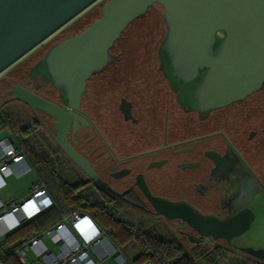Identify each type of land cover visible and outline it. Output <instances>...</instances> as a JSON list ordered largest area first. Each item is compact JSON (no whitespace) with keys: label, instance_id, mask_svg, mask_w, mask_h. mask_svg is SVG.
<instances>
[{"label":"flooded vegetation","instance_id":"flooded-vegetation-1","mask_svg":"<svg viewBox=\"0 0 264 264\" xmlns=\"http://www.w3.org/2000/svg\"><path fill=\"white\" fill-rule=\"evenodd\" d=\"M60 34L53 33L0 75V115L19 108L32 151L37 153L35 143L43 141V171L58 191L78 186L128 227L133 240L165 241L174 255L187 258L196 252L206 257L222 249L216 244L207 249L209 242L226 241L158 211L186 205L200 219L221 223L246 209L253 215L250 227L257 199L264 204V83L239 101L199 113L178 102L153 52L143 53L146 57L112 54L113 61L86 80L77 112L84 122L66 129L67 143L86 160L90 177L56 144L57 130L65 129L60 121L53 125L52 117L10 99V90L23 86L62 105L59 92L36 67ZM249 227L227 243L234 245Z\"/></svg>","mask_w":264,"mask_h":264},{"label":"water","instance_id":"water-1","mask_svg":"<svg viewBox=\"0 0 264 264\" xmlns=\"http://www.w3.org/2000/svg\"><path fill=\"white\" fill-rule=\"evenodd\" d=\"M97 1L0 0V74ZM155 3L164 19V35L156 48L159 66L184 108L206 113L243 99L264 83V0H105L99 17L52 44L36 63L41 78L59 92L62 105L23 86L10 90V99L52 117L53 125L60 121L65 129L57 130L56 144L90 177L86 160L68 145L66 129L77 120L84 122L77 112L86 80L113 61L114 42ZM158 212L226 242L244 232L253 216L243 209L214 223L186 205ZM238 250L264 261V248Z\"/></svg>","mask_w":264,"mask_h":264},{"label":"built area","instance_id":"built-area-1","mask_svg":"<svg viewBox=\"0 0 264 264\" xmlns=\"http://www.w3.org/2000/svg\"><path fill=\"white\" fill-rule=\"evenodd\" d=\"M30 169L26 157L16 152L8 138L1 139L0 189L5 186L7 176L19 177ZM53 203L45 183L40 180L18 203L7 207L0 204V237ZM44 237L49 238L53 247L44 242ZM27 251L32 255L28 264H111L110 259L113 264H133L92 216L78 210L61 213L54 223L13 249L16 257H23Z\"/></svg>","mask_w":264,"mask_h":264},{"label":"rangeland","instance_id":"rangeland-1","mask_svg":"<svg viewBox=\"0 0 264 264\" xmlns=\"http://www.w3.org/2000/svg\"><path fill=\"white\" fill-rule=\"evenodd\" d=\"M97 2H95L94 4H96ZM154 7L155 9H151L144 18L134 22L126 29L124 33V40L116 44V46L114 47V52L121 51L125 57H146V54H144L143 56V53L147 52L148 50L150 51V49L155 46L156 41L158 40V37L160 35L159 30H161L162 27L160 19L158 17V12H161V8L158 5H155ZM69 23L64 25L55 33L60 32L64 33L67 36L73 35L74 32L69 29ZM143 50L145 51L143 52ZM7 71L8 69L4 70L0 75L7 73ZM146 72L147 71H144V73ZM139 73L143 72L140 71ZM23 78L26 79L25 76H23ZM16 109L17 110L12 113L13 116L10 120L13 121L17 126L21 123V115L19 112V108L17 107ZM101 126L104 127V125ZM22 141L24 142L25 139H22ZM29 177L33 178V180H36V175L34 173L25 176L23 179L25 180ZM40 177L46 183L49 192H51V194L54 196L59 207L57 211L62 213H69L70 210H66L65 200L62 198V195L58 191L56 184L51 183L43 170H40ZM9 186L12 187L14 191H19L22 190L25 185L20 180L15 184H9ZM261 217V220H256L243 235L237 237V239L234 238L232 242L235 243L237 241L247 244L246 246H252L254 248H264V212H262ZM101 218L102 217H100L101 221L99 219H97V221L103 225H100L96 221V219L95 222L107 233L109 238L120 248L122 253L134 263V258L140 253V248L138 243L133 240V232H131L130 234L129 231L123 230L121 227H115L113 224L104 225V220ZM132 226L134 228L138 227L137 224H133ZM213 244H216L219 247L228 250L229 252L225 251V254L221 255V250H213L212 253L208 254L206 257H201L200 253L196 252L193 253L192 256L188 257V260L190 262L193 261L195 264H260L259 261L251 255L239 251L233 245H230L224 241L217 240L216 243L209 242L207 249H212ZM21 259V263H24L25 260L22 257ZM109 261L111 262V264L114 263L112 259H110Z\"/></svg>","mask_w":264,"mask_h":264},{"label":"trees","instance_id":"trees-1","mask_svg":"<svg viewBox=\"0 0 264 264\" xmlns=\"http://www.w3.org/2000/svg\"><path fill=\"white\" fill-rule=\"evenodd\" d=\"M104 1L105 0H99L96 4L90 6L85 11H83L81 14H79L73 21H71L68 24L69 29H71L74 32V34H76L80 32L83 28H85L87 25H89L93 20L99 17L100 5ZM155 5L160 6L157 3L153 4L152 6L149 7L145 15L136 18L135 20H133L131 23L128 24V26L122 31L120 39L116 40L112 48L110 49L111 54L116 53L114 52V47L116 46V44L124 40L125 38L124 33L126 29L130 25H132L134 22L144 18L151 9H155L154 7ZM160 8H161V12H158L159 13L158 17L160 19V23L162 27H161V30H159L160 35L158 37V40L156 41L155 46H153L150 49V51L153 52V54L156 57H157L156 48L161 38L164 35V19L162 16V7L160 6ZM65 36L67 35H65L64 33H61L58 36V40L60 41ZM144 51L145 50H143V52ZM31 62H33V60ZM2 123H3V119L1 118V115H0V125ZM22 130L23 132H25L26 128H22ZM77 187L65 185V187H60L59 189L60 190L59 192L62 195V198L65 200L67 211L68 210L70 211L78 210V211L85 212L89 214L90 216H92L94 220L96 219V221L97 219L100 220V217H102L101 219L104 220V225L113 224L115 227H121L123 230L129 231L131 234V230L128 227H126L122 222H118L110 218V216H108L107 213H105L103 209L99 208L96 204L92 202L93 199L90 198V194H84V193L78 192ZM56 218H58V211L54 207H52L46 210L45 212L39 214L35 218L27 222H24L12 232L6 234L0 242V264H21L20 261L17 260L16 255H14L13 253L14 247L21 244L29 236L36 234L41 229H44L51 222H53ZM98 223L100 225H103L100 222ZM136 242L139 245L140 253L134 258L135 262L133 264H145L147 262H150L151 264H193L188 260L186 256L182 254L174 255L170 250L169 244L165 241H159L153 238L151 239L136 238ZM224 254L225 252H221V255H224Z\"/></svg>","mask_w":264,"mask_h":264},{"label":"crops","instance_id":"crops-1","mask_svg":"<svg viewBox=\"0 0 264 264\" xmlns=\"http://www.w3.org/2000/svg\"><path fill=\"white\" fill-rule=\"evenodd\" d=\"M14 112H15V110H10V111L1 113V118L3 119V123L0 125V140L7 138L8 136H11L14 140V142L12 144L14 149L16 150L17 153L23 154L26 157L28 163L31 165V169L19 177H15L13 174L6 177V184L3 188L0 189V204L4 205V207L11 206L13 204L18 203L19 201H21L24 197H26L29 194L32 186L37 182V180L43 181L40 177V170H43V164H42L43 141H42V139H38L37 144L35 143V145L38 146L39 150L37 151V153L32 151L31 142L29 140L27 120L25 118L20 119L21 123L16 126L15 123L10 120L11 117L13 116L12 113H14ZM22 128H26L25 132H23ZM22 139H25V141L23 142ZM32 173H34L36 175V180H33V178H30V177L25 179V180L23 179L25 176L31 175ZM20 180L25 185L24 188L22 190H19V191H14L12 189V187L9 186V184H15ZM48 193L54 202L53 205L48 207L47 209L39 212L38 214L34 215L33 217L22 221L19 224V226L21 224H23L24 222H27V221L35 218L39 214L48 210L49 208L54 207L56 210L59 208L54 196L51 194V192H49V190H48ZM256 202H258L257 204L255 203L256 208L254 207V210L256 213V218L251 223V225L256 220H261L262 219V217H261L262 212H264V204L260 203L259 198L257 199ZM61 213L62 212H58V218L60 217ZM58 218H56L50 224L54 223ZM19 226H17L16 228H18ZM16 228L12 229L11 231L7 232L6 234L12 232ZM6 234H4L3 236L0 237V242ZM31 236H33V235H31ZM31 236H29L28 238H30ZM235 239H237V238H235ZM43 240L49 247H53V244L50 242L48 237H44ZM233 244H234L233 246L235 248H236V246H246L247 245L245 243H240L237 241L235 243L233 242ZM225 251H228V250L223 249V248L221 249V252H225ZM211 253L212 252H210L209 254H211ZM16 258L21 263V260H22L21 257H16ZM22 258L25 260V262L21 263V264H28L32 260V255L29 251H27L26 254Z\"/></svg>","mask_w":264,"mask_h":264}]
</instances>
